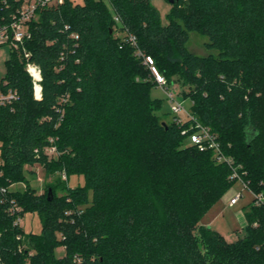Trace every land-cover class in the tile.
Returning a JSON list of instances; mask_svg holds the SVG:
<instances>
[{"label": "trees", "instance_id": "trees-1", "mask_svg": "<svg viewBox=\"0 0 264 264\" xmlns=\"http://www.w3.org/2000/svg\"><path fill=\"white\" fill-rule=\"evenodd\" d=\"M108 2L63 0L41 10L24 45L29 58L12 48L0 94L13 91L17 98L0 105V186L24 182L28 166L42 165L48 175L44 148L51 139L68 182L48 184L43 194L30 185L10 188L6 198L0 193L1 260L264 264V205L244 209L245 236L235 242L201 224L236 183L233 168L189 143L182 133L189 122L160 121L151 71L116 36L113 18L119 16L168 82L188 88L182 94L192 114L218 136L248 187L264 194V0H178L167 25L151 0ZM18 5L0 0V25L10 22ZM192 32L207 37L205 47L218 54L192 53ZM28 61L41 70L39 100ZM72 176L84 183L69 187ZM11 200L23 216L39 215L40 233L14 226ZM72 209L82 213L66 216Z\"/></svg>", "mask_w": 264, "mask_h": 264}, {"label": "built area", "instance_id": "built-area-1", "mask_svg": "<svg viewBox=\"0 0 264 264\" xmlns=\"http://www.w3.org/2000/svg\"><path fill=\"white\" fill-rule=\"evenodd\" d=\"M16 2L19 3V5L12 14L10 22L0 25V47L9 44L10 46H12V48L16 50H21L24 56L26 58H29V53L26 51L24 45L25 42L28 41L32 36L30 28L31 23L38 20L39 11L47 8L58 7L60 4H62L63 0H16ZM113 18L115 21L114 33L116 34V36L122 38L123 42H126L127 44L135 48V55L143 60V64L150 69L153 81L156 83L157 87L162 88L167 94L169 100L172 102L173 121L179 126L189 122V125L182 131L183 135L187 137L189 143L193 146H196L201 152H213L214 156L220 163L225 162L228 165L232 166V179H234L236 182H239L244 188L250 191L253 197L252 202L254 203V205H264V194L253 192L248 187V183L245 182L239 174V167L234 166L235 164L233 158H229L223 155L218 136L214 132H212L210 128L202 125L195 118L191 111L187 112L184 109V102L186 100L184 96L179 95V93L176 92L177 90L169 85V82L166 77L157 68L154 59L138 48L137 38L128 30H125L119 16L117 14H113ZM73 37L78 38L74 34ZM26 69L32 78L35 98L39 100L42 98V75L40 67L35 63L28 61ZM170 87L173 89V91H169ZM16 98L17 93L13 91L7 94H0V105L12 103ZM182 113L185 114L184 117H181L180 114ZM44 152L47 156L49 154L60 155V152L58 151L54 139L50 140V145L45 148ZM35 153L39 154V150L36 149ZM1 166L2 161L0 159V167ZM1 174L2 172L0 171V175ZM60 175L63 181L68 182V175L65 170L61 171ZM9 190L10 188L8 189L6 187L0 186V193L5 198ZM241 196V193L234 194L233 197L230 198V205H236L239 202ZM68 201H70V199H68ZM7 212L10 216L14 218V226L23 228V208L18 205L17 202L11 200L8 202ZM74 213L81 214L82 210H68L65 212V215L71 216ZM18 239L24 240L22 236H18ZM19 249L20 251L26 249L25 243H23L19 247ZM0 264H4L1 258ZM72 264H84V259L81 256H75Z\"/></svg>", "mask_w": 264, "mask_h": 264}, {"label": "rangeland", "instance_id": "rangeland-1", "mask_svg": "<svg viewBox=\"0 0 264 264\" xmlns=\"http://www.w3.org/2000/svg\"><path fill=\"white\" fill-rule=\"evenodd\" d=\"M77 3L82 4L83 0H76ZM109 5L108 0H103ZM152 4L159 10L161 14L162 24L167 25V16L171 10L172 5L168 0H151ZM208 42V38L198 33H190V39L187 44L188 49L201 57L208 56L209 54L217 55V51H209L205 44ZM12 46L9 44L0 47V83L5 79L7 72V61L11 58ZM171 79L169 85L175 88L179 95L188 91V88H181L180 82L176 79ZM169 91H173L170 87ZM184 96V95H183ZM151 97L161 101V110L158 112L160 121L164 123H172V102L167 97L165 91L157 86L151 89ZM192 103L189 99L184 102V109L189 112L191 111ZM184 117L185 114H180ZM46 148V147H45ZM44 148V150H45ZM47 152V149H46ZM48 160L51 162V170L47 175L42 165L28 166L29 173L26 174V180L21 183H14L10 187L11 190H23L28 185L35 188L39 194H43L48 184H56L63 181L61 177V171L59 165L56 164L58 160V154H49ZM47 175V176H46ZM83 184V177L72 176L69 181V187H76L78 184ZM58 190H60L58 188ZM58 192V191H56ZM242 194L239 202L236 205H230V198L234 194ZM59 195V192H58ZM253 201V197L250 191L244 188L239 182H236L230 191L219 200L212 208H210L202 217L201 224L213 228L225 237L228 242H235L245 236L244 223L245 219L243 216L244 209L248 207ZM23 228L27 234L29 233H40L42 228V222L38 214H25L23 218ZM29 246L28 242L25 244ZM58 257H63L65 250L63 247L56 249Z\"/></svg>", "mask_w": 264, "mask_h": 264}, {"label": "water", "instance_id": "water-1", "mask_svg": "<svg viewBox=\"0 0 264 264\" xmlns=\"http://www.w3.org/2000/svg\"><path fill=\"white\" fill-rule=\"evenodd\" d=\"M170 2V4H174L176 1L178 0H168ZM53 198V194H52V190H49V200H52Z\"/></svg>", "mask_w": 264, "mask_h": 264}, {"label": "crops", "instance_id": "crops-1", "mask_svg": "<svg viewBox=\"0 0 264 264\" xmlns=\"http://www.w3.org/2000/svg\"><path fill=\"white\" fill-rule=\"evenodd\" d=\"M243 216H244V219H245V214H244V212H243ZM246 224H247V222H246V219H245L244 228H245Z\"/></svg>", "mask_w": 264, "mask_h": 264}]
</instances>
